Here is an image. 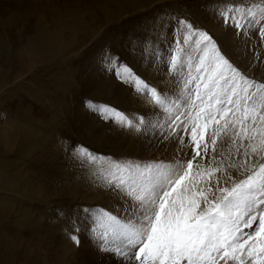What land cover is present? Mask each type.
<instances>
[{"label":"rangeland","instance_id":"374dc122","mask_svg":"<svg viewBox=\"0 0 264 264\" xmlns=\"http://www.w3.org/2000/svg\"><path fill=\"white\" fill-rule=\"evenodd\" d=\"M254 2L260 0H0V264H116L97 251L87 221L79 245L65 234L70 219L83 220L84 207L119 204L91 183L95 166H81L67 145L150 161L173 159L179 142L162 143L151 127L121 128L87 107L92 100L156 118L133 84L105 70L102 54L108 50L142 78L162 83L130 44L162 30L168 20L160 18L171 13L211 30L234 65L264 82V40L257 33L246 42L216 15ZM183 152L191 158L189 148Z\"/></svg>","mask_w":264,"mask_h":264},{"label":"snow or ice","instance_id":"6c2138e0","mask_svg":"<svg viewBox=\"0 0 264 264\" xmlns=\"http://www.w3.org/2000/svg\"><path fill=\"white\" fill-rule=\"evenodd\" d=\"M216 15L246 42L257 33L264 40V0L230 4ZM160 19L168 20L162 30L130 47L133 55L141 50L162 83L142 78L108 50L101 57L156 118L92 100L87 107L130 131L159 130L162 143L179 142L177 156L118 160L68 144L81 166H95L91 183L119 204L84 207L83 220L70 219L65 234L79 245L87 221L97 251L116 264H264V82L234 65L211 30L171 13Z\"/></svg>","mask_w":264,"mask_h":264},{"label":"bare ground","instance_id":"6f19581e","mask_svg":"<svg viewBox=\"0 0 264 264\" xmlns=\"http://www.w3.org/2000/svg\"><path fill=\"white\" fill-rule=\"evenodd\" d=\"M131 8V7H130ZM135 8V7H134ZM153 70V69H152ZM151 73V72H150ZM148 75V74H147ZM150 76V75H149ZM156 76H157V74H156ZM153 79V78H152ZM156 79V78H155ZM158 79V78H157ZM157 81V80H156ZM157 83V82H156ZM159 83V82H158ZM138 101H139V99H138ZM150 112V111H149ZM147 113H148V111H147ZM151 115V114H150ZM134 116H137V115H134ZM161 137V136H160ZM169 145V144H168ZM154 147V146H153ZM149 148V147H148ZM163 149V148H162ZM143 151V150H142ZM130 154V153H129ZM156 155V154H155ZM140 156V155H139ZM167 158V157H166ZM145 161V160H144ZM90 182V181H89ZM92 187V186H91ZM85 241H87L86 239H84ZM65 241V240H64ZM63 241V242H64ZM92 242V241H91ZM93 245V244H92Z\"/></svg>","mask_w":264,"mask_h":264}]
</instances>
